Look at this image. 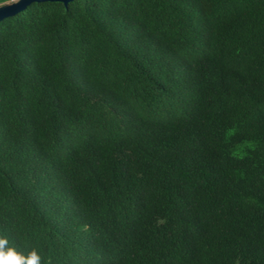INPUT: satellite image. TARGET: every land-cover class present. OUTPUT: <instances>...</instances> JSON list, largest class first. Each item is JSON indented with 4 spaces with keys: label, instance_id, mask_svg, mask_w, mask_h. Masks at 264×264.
<instances>
[{
    "label": "trees",
    "instance_id": "1",
    "mask_svg": "<svg viewBox=\"0 0 264 264\" xmlns=\"http://www.w3.org/2000/svg\"><path fill=\"white\" fill-rule=\"evenodd\" d=\"M0 237L44 264H264V0L2 20Z\"/></svg>",
    "mask_w": 264,
    "mask_h": 264
},
{
    "label": "clouds",
    "instance_id": "2",
    "mask_svg": "<svg viewBox=\"0 0 264 264\" xmlns=\"http://www.w3.org/2000/svg\"><path fill=\"white\" fill-rule=\"evenodd\" d=\"M0 264H44V262L37 250L33 249L25 256L10 247L6 238L0 237Z\"/></svg>",
    "mask_w": 264,
    "mask_h": 264
},
{
    "label": "water",
    "instance_id": "3",
    "mask_svg": "<svg viewBox=\"0 0 264 264\" xmlns=\"http://www.w3.org/2000/svg\"><path fill=\"white\" fill-rule=\"evenodd\" d=\"M73 0H12L0 4V22L6 18L13 17L24 11L32 3L60 2L66 6Z\"/></svg>",
    "mask_w": 264,
    "mask_h": 264
}]
</instances>
